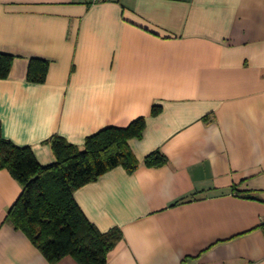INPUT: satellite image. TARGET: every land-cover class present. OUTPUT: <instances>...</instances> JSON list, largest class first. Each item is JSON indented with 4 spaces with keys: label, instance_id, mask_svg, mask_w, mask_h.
<instances>
[{
    "label": "crops",
    "instance_id": "crops-1",
    "mask_svg": "<svg viewBox=\"0 0 264 264\" xmlns=\"http://www.w3.org/2000/svg\"><path fill=\"white\" fill-rule=\"evenodd\" d=\"M0 52L16 57L3 136L43 166L55 135L83 147L146 119L130 141L141 166L75 193L123 233L108 264H264V0H0ZM33 58L50 62L44 84L28 81ZM156 150L168 165H143ZM21 194L0 170V264H51L7 222Z\"/></svg>",
    "mask_w": 264,
    "mask_h": 264
},
{
    "label": "trees",
    "instance_id": "trees-1",
    "mask_svg": "<svg viewBox=\"0 0 264 264\" xmlns=\"http://www.w3.org/2000/svg\"><path fill=\"white\" fill-rule=\"evenodd\" d=\"M15 58L0 52V80L8 79ZM49 68V61L31 59L28 81L44 84ZM159 113V108L153 109L154 116ZM146 127L144 117L127 127H109L88 137L83 147L55 135L47 141L55 162L43 166L31 147L4 138L0 122V170L9 171L22 187L7 222L25 233L51 264L66 257L79 264H108L109 253L123 240V233L118 228L101 232L84 214L75 193L116 168L134 173L141 163L130 141L142 139ZM168 163L169 158L156 150L142 164L159 169Z\"/></svg>",
    "mask_w": 264,
    "mask_h": 264
},
{
    "label": "built area",
    "instance_id": "built-area-1",
    "mask_svg": "<svg viewBox=\"0 0 264 264\" xmlns=\"http://www.w3.org/2000/svg\"><path fill=\"white\" fill-rule=\"evenodd\" d=\"M91 5L111 2L112 0H88Z\"/></svg>",
    "mask_w": 264,
    "mask_h": 264
}]
</instances>
